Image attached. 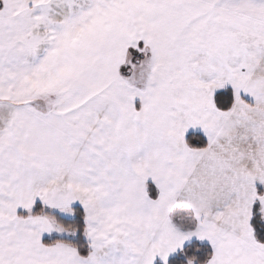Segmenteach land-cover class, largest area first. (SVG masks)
Segmentation results:
<instances>
[{
    "label": "snow or ice",
    "instance_id": "snow-or-ice-1",
    "mask_svg": "<svg viewBox=\"0 0 264 264\" xmlns=\"http://www.w3.org/2000/svg\"><path fill=\"white\" fill-rule=\"evenodd\" d=\"M0 264H264V0H0Z\"/></svg>",
    "mask_w": 264,
    "mask_h": 264
}]
</instances>
